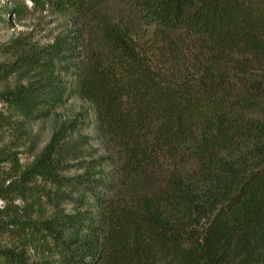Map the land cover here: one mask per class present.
Masks as SVG:
<instances>
[{"label": "trees", "instance_id": "trees-1", "mask_svg": "<svg viewBox=\"0 0 264 264\" xmlns=\"http://www.w3.org/2000/svg\"><path fill=\"white\" fill-rule=\"evenodd\" d=\"M29 1L80 27L17 43L0 81L28 82L0 103L32 121L76 95L106 153L64 173L73 120L24 165L0 111V264H264V0Z\"/></svg>", "mask_w": 264, "mask_h": 264}, {"label": "rangeland", "instance_id": "rangeland-1", "mask_svg": "<svg viewBox=\"0 0 264 264\" xmlns=\"http://www.w3.org/2000/svg\"><path fill=\"white\" fill-rule=\"evenodd\" d=\"M15 6L23 7L22 15L21 17L12 16V19H10L8 15L6 16L5 11ZM120 10V7L112 8L113 13H117ZM4 20L11 23L7 24ZM74 21V17L68 14L36 10L32 7L29 0H0V64L13 62V49L20 41L32 40L42 45L47 44L56 35L68 34L70 31L79 28L80 26L78 25L72 26ZM27 82V78L19 73H14L5 80L0 81V91L13 88L19 84H26ZM0 111L13 120V126L18 130L13 133L9 131L8 135H6L7 140L12 137V134L16 137V133L22 134L23 132H25L23 136L28 138V142L22 144L19 149L21 152L20 160L24 165L34 159L56 130L63 124L73 120H81L85 124L79 125L77 130L69 131L68 144L63 156L64 163L69 168L64 173H79L82 171L80 169L81 161L106 153L105 144L98 136L93 106L76 95L72 96L65 104L58 107L54 113L44 119L23 121L13 116L3 103H0ZM80 146L82 149H80ZM80 154H84V157H80ZM167 176L168 170L165 167L149 168L132 186L135 189H129V192L131 190L133 192L153 190L162 185L166 181ZM0 204H2L1 201ZM68 206L70 207V205ZM29 256L30 260L49 258V255H44L41 252L39 254L33 253V251L29 252Z\"/></svg>", "mask_w": 264, "mask_h": 264}]
</instances>
